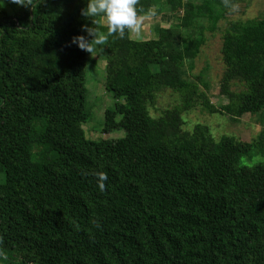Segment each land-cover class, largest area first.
I'll return each mask as SVG.
<instances>
[{
    "label": "trees",
    "instance_id": "trees-1",
    "mask_svg": "<svg viewBox=\"0 0 264 264\" xmlns=\"http://www.w3.org/2000/svg\"><path fill=\"white\" fill-rule=\"evenodd\" d=\"M238 1L138 0L141 17L175 23L91 45L116 102L103 131H124L95 140L83 128L91 52L72 42L92 38L87 0H0V264H264V162L244 160L264 155V128L251 141L216 139L183 118L199 105L233 120L264 116V15L224 35L226 103L190 72L206 29ZM166 89L177 97L158 105Z\"/></svg>",
    "mask_w": 264,
    "mask_h": 264
},
{
    "label": "rangeland",
    "instance_id": "rangeland-1",
    "mask_svg": "<svg viewBox=\"0 0 264 264\" xmlns=\"http://www.w3.org/2000/svg\"><path fill=\"white\" fill-rule=\"evenodd\" d=\"M154 13V12H153ZM264 15V0H239L234 5L226 17L222 18L217 24V28L213 31L206 29V43L198 57L195 59L192 75H201L210 83L209 96L212 102L216 105H222L227 102L225 96L221 93V81L225 71V63L222 59V46L224 35L230 26V23L237 20H248ZM142 30L135 39L153 38V26L157 22L163 27H169L175 23L174 17L170 14L158 16L150 14L142 17ZM163 20V21H162ZM205 25L210 26L208 20H205ZM92 61L88 64L86 86L87 107L92 112V117L89 121L83 123L87 137L95 140L103 138H118L124 135L123 130H115L109 133L103 131L105 109L115 105V99L112 93L108 92L104 87L106 79V61L98 60L96 51L90 54ZM236 87V86H235ZM202 88L204 86L202 85ZM177 97L172 90L166 89L159 98V103H171ZM123 112H119L118 118H121ZM183 118L186 121L185 127L191 130L197 123H202L209 126L213 136L220 139L222 135L235 136L244 141L256 139L264 128V122L258 113H247L237 120L231 119L230 115L220 112L209 113L202 109L199 105L195 109L185 112ZM249 165L264 162V155H256L253 159L244 158ZM4 180V175L0 173V181Z\"/></svg>",
    "mask_w": 264,
    "mask_h": 264
},
{
    "label": "clouds",
    "instance_id": "clouds-1",
    "mask_svg": "<svg viewBox=\"0 0 264 264\" xmlns=\"http://www.w3.org/2000/svg\"><path fill=\"white\" fill-rule=\"evenodd\" d=\"M19 4H31L30 0H16ZM138 0H87L86 7L82 9V15L90 18L93 23H99L97 17H104L107 21V35L99 29L86 26V31L92 36L91 39L84 35L74 36L72 42L83 49L93 53L91 45H103L108 35L118 33L121 38L128 33H139L142 30L143 18L137 10ZM155 14V13H152ZM98 186L101 191L106 188L108 176L103 171L95 173Z\"/></svg>",
    "mask_w": 264,
    "mask_h": 264
},
{
    "label": "crops",
    "instance_id": "crops-1",
    "mask_svg": "<svg viewBox=\"0 0 264 264\" xmlns=\"http://www.w3.org/2000/svg\"><path fill=\"white\" fill-rule=\"evenodd\" d=\"M158 16H162L163 17V14H161V15H158ZM163 21V20H162ZM159 22H161V21H159ZM159 22H157L156 24H160ZM156 24H154V26L153 27H155V25ZM154 29V28H153ZM132 34V36L134 37V38H136L138 35H136V34H134V33H131ZM154 36H155V33H154Z\"/></svg>",
    "mask_w": 264,
    "mask_h": 264
}]
</instances>
